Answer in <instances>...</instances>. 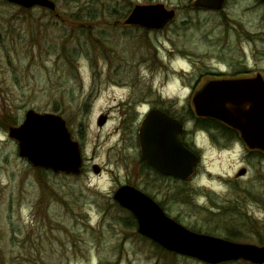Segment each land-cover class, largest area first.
<instances>
[{
    "label": "rangeland",
    "instance_id": "rangeland-1",
    "mask_svg": "<svg viewBox=\"0 0 264 264\" xmlns=\"http://www.w3.org/2000/svg\"><path fill=\"white\" fill-rule=\"evenodd\" d=\"M52 1L54 12L0 0V264H206L140 235L114 200L123 185L187 229L227 239L230 228L234 242L264 246V154L199 125L192 102L211 80L264 76V3L228 0L213 12L195 0ZM147 4L177 12L173 24L158 32L122 23ZM149 101L186 123L202 157L189 181L144 165L137 127ZM29 110L67 122L82 146L81 176L20 157L10 123Z\"/></svg>",
    "mask_w": 264,
    "mask_h": 264
},
{
    "label": "water",
    "instance_id": "water-1",
    "mask_svg": "<svg viewBox=\"0 0 264 264\" xmlns=\"http://www.w3.org/2000/svg\"><path fill=\"white\" fill-rule=\"evenodd\" d=\"M7 1L26 9L39 6L56 10L52 0ZM225 2L197 0L196 6L219 11ZM175 16V11H169L161 4L139 5L126 23L161 30ZM193 107L198 117L215 119L236 129L249 149L264 152V77L261 74L248 79L209 81L194 95ZM105 121L103 117L99 125H104ZM183 127L181 122L164 113L152 112L142 126L140 142L142 157L147 163L166 176L188 180L195 173L200 157L180 140ZM9 136L18 142L20 157L26 158L35 168L74 175L82 172L80 144L73 140L67 122L59 115L29 110L22 125L9 129ZM245 174L246 170H243L240 176ZM115 200L136 216L141 235L168 251L210 264L241 259L264 264V247L234 243L191 231L136 188H120Z\"/></svg>",
    "mask_w": 264,
    "mask_h": 264
},
{
    "label": "flooded vegetation",
    "instance_id": "flooded-vegetation-1",
    "mask_svg": "<svg viewBox=\"0 0 264 264\" xmlns=\"http://www.w3.org/2000/svg\"><path fill=\"white\" fill-rule=\"evenodd\" d=\"M196 1L197 0H195V4H196ZM227 3H228V0H226V3H225V5H224V8L223 9H221V10H219V11H216V12H221V11H223L224 9H225V7H226V5H227ZM195 4H194V6H195ZM152 5H154V4H152ZM136 6H138V5H135L134 6V8L136 7ZM143 6H151V5H143ZM197 7V6H196ZM134 8L132 9V11L134 10ZM198 9H199V7H197ZM43 9H46V8H43ZM201 9V8H200ZM203 10H206V9H203ZM132 11L129 13V15L127 16V18L125 19V21L124 22H122L125 26H127V27H140V28H143L142 26H138V25H129V24H127L126 23V20L128 19V17L130 16V14L132 13ZM207 11H212V10H207ZM213 12H215V11H213ZM176 13V17H177V12H175ZM176 17H175V19H176ZM175 19L172 21V22H170L169 24H167L163 29H161V30H151V29H146V30H151V31H158V32H161V31H164V30H166L167 28H169L172 24H173V22L175 21ZM143 29H145V28H143ZM149 109L147 110V111H145V112H143L142 113V119L140 120V122H139V125H138V127H137V138H138V148H139V150H140V153H141V155H142V151H141V144H140V130H141V127H142V124H143V122H144V120L146 119V117L151 113V112H155V111H158V112H161V113H164L165 115H168L169 117H172V118H174L175 120H177V121H179V122H181L182 124H183V126H184V129L182 130V133H181V135H180V140L182 141V143H184L185 145H188V143H187V141H186V132H187V130H186V123L184 122V120L183 119H181L180 118V116L174 111V110H171V109H169L168 107H166L165 106V104H166V102H164V101H149ZM143 105H145V104H143ZM189 146V145H188ZM190 147V146H189ZM144 165L146 166V168L149 170V172L151 173V172H155V174L158 176V177H160V178H162V179H170V177H167V176H165V175H163L161 172H159L158 170H156L153 166H151V165H149L148 163H144Z\"/></svg>",
    "mask_w": 264,
    "mask_h": 264
},
{
    "label": "trees",
    "instance_id": "trees-1",
    "mask_svg": "<svg viewBox=\"0 0 264 264\" xmlns=\"http://www.w3.org/2000/svg\"><path fill=\"white\" fill-rule=\"evenodd\" d=\"M4 2H6V1L4 0ZM27 11H29V10H27ZM197 121H198V124L203 126V127H208L209 128V127H213L214 126V127L219 128L220 130H222V133L224 132V133H227L229 135L231 134L232 136H239L237 131L229 128L228 126H226L225 124H223V123H221L219 121H216V120H213V119H198ZM2 124L5 125V122L2 123ZM10 124H11V126H15L16 122L14 120H12V122ZM134 222L136 223L135 220H134ZM227 231H230V232H227V235H228L229 238L230 237L231 238L235 237V236H233V233H232L233 230H231L230 228H227ZM228 233H231V234H228Z\"/></svg>",
    "mask_w": 264,
    "mask_h": 264
}]
</instances>
